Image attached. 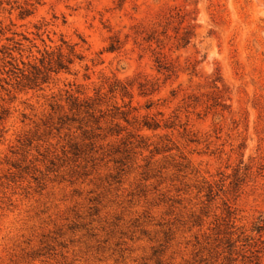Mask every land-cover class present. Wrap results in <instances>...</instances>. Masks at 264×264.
I'll return each instance as SVG.
<instances>
[{"label": "rangeland", "instance_id": "374dc122", "mask_svg": "<svg viewBox=\"0 0 264 264\" xmlns=\"http://www.w3.org/2000/svg\"><path fill=\"white\" fill-rule=\"evenodd\" d=\"M0 264H264V0H0Z\"/></svg>", "mask_w": 264, "mask_h": 264}, {"label": "trees", "instance_id": "16d2710c", "mask_svg": "<svg viewBox=\"0 0 264 264\" xmlns=\"http://www.w3.org/2000/svg\"><path fill=\"white\" fill-rule=\"evenodd\" d=\"M120 43L118 40H115L113 43H111L110 47L108 48V52H115L118 47H119ZM72 56L73 53H71ZM46 63V67L48 68L44 74L46 73H50L52 72V70H56V71H67L69 69V67L72 65L73 60L70 58H65L64 56H62V54H51V53H46L45 57H43V60L41 62L42 67L45 68L43 65ZM161 64V62H160ZM162 66V65H161ZM160 68V66H159ZM38 72V74L36 73L37 77H34V82L38 83V80H40L38 77L40 75H42L43 73L40 72V70H36ZM47 76H43L41 78V81L43 83H45V81L47 80L46 78ZM116 90V89H114ZM122 92L125 91V88L121 89ZM125 93V92H124Z\"/></svg>", "mask_w": 264, "mask_h": 264}]
</instances>
